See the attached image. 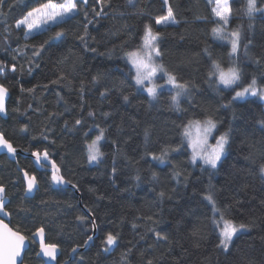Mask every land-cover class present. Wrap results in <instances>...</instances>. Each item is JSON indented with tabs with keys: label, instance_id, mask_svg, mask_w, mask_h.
<instances>
[{
	"label": "trees",
	"instance_id": "1",
	"mask_svg": "<svg viewBox=\"0 0 264 264\" xmlns=\"http://www.w3.org/2000/svg\"><path fill=\"white\" fill-rule=\"evenodd\" d=\"M41 2L44 0L0 3V12L11 25L10 36L0 26V63L7 65L0 84L9 90L0 133L21 153L47 150L61 176L76 185L78 195L70 189H53L46 167L36 171L29 158L17 156L13 163L0 156V184L9 199L5 208L9 226L29 242L23 264H42L31 240L40 228L46 243L58 245L60 261L73 248H81L90 235V219L81 208L95 220L97 236L68 264H146V259L153 258L155 264H264V178L258 171L264 163V100H233L235 91L242 90L253 76L258 86L264 87V13L249 17L244 11L247 0H228L232 13L225 35L233 30L241 33L238 53L230 58L231 45L212 34L217 18L208 0H169V5L161 0H134L135 8L128 6L127 0H110L104 15L95 17L93 5L97 11L101 6L89 0L88 19L93 22L87 25V41L89 49H96L92 52L86 51L79 39L85 31L84 11L25 40L24 30L16 29L15 21ZM168 6L178 23L156 25L155 18L166 15ZM258 6L264 8L259 2ZM137 9L145 14L134 15ZM145 23L161 33L162 56L157 62L181 82L193 85L191 94L181 98L180 111L171 104L172 92L161 89L157 98L150 100L129 75L121 45L127 41V49L139 44ZM58 31L64 32L60 39L55 38ZM41 45L42 55L33 56L34 48ZM212 60L225 69L233 62L238 64L242 69L239 86L225 89L214 78L209 83ZM98 74L99 80L93 83ZM58 75L65 79L52 84ZM90 111L93 116H88ZM207 117L217 121L214 135L229 133V146L216 170L192 164L186 144L171 151L180 145L182 125ZM76 119L82 120L81 125H75ZM101 128L105 129L99 144L103 157L91 164L86 143L91 133ZM165 150L168 156L164 162L152 159ZM16 166L36 177L38 189L32 198L23 196ZM174 170L180 171L179 178H174ZM209 187L229 218L251 224L234 237L230 254L216 247L218 231L211 223V206L203 199ZM161 192L165 193L163 199ZM77 216H84V221ZM153 228L169 240L158 241L150 231ZM195 229L202 237L198 246L191 235ZM108 232L118 234V240L111 252L105 253L103 240ZM129 249L131 254L123 258Z\"/></svg>",
	"mask_w": 264,
	"mask_h": 264
},
{
	"label": "snow or ice",
	"instance_id": "2",
	"mask_svg": "<svg viewBox=\"0 0 264 264\" xmlns=\"http://www.w3.org/2000/svg\"><path fill=\"white\" fill-rule=\"evenodd\" d=\"M3 0H0L2 3ZM209 4L212 5L211 11L214 17L217 18V24L211 29L214 38L219 40H226L230 45L231 49L229 52V57L235 56L238 53L240 47L241 33L238 30H233L228 32L225 35L227 25L232 13V9L229 6L228 0H208ZM259 4H264V0H247L246 9H244L245 14L251 17L254 13L261 12L264 13V8L259 7ZM82 3L83 7H78ZM89 0H44L41 2L38 7L32 8L19 20L15 21V28L20 29L22 26L25 29V40L28 39L29 35L33 32L42 33L45 30H49L50 26H59L61 23L67 22L69 19L74 18L80 11H84L85 14V31L84 34L79 37V39L84 43L86 51L95 52V48L89 49L87 41V25L91 24L93 21L88 19V9L87 5ZM95 4H99L100 10L97 11L95 5H93L91 11L95 16L104 15V8L110 6V0H95ZM165 5H169V0H164ZM127 5L135 8L134 0H127ZM13 7L15 5H12ZM134 15L143 16L144 10L137 9ZM156 25H168L178 23L174 10L171 6L167 7V14L157 16L155 18ZM0 26L3 27L4 32L11 35V25L8 23V20L5 18V14L0 12ZM122 29H127V25H123ZM113 35L117 33H112ZM64 36L63 31H58L55 33V38L60 39ZM161 33L159 30H154L150 23H145L143 27V34L140 36V43L137 44L134 48H127L126 44L121 45V49L124 51V58L127 61V64L130 65L129 75L134 81L135 86L140 89L142 88L145 91L149 98H157V85L154 83V78L158 73H163L167 77L166 83L174 89V93L171 95V104L176 108L177 111H180V102L181 98L184 96L190 95L191 83L189 81L181 82L177 76L169 72L162 63L157 62L158 57L162 56V52L159 45V40ZM7 43V40L5 41ZM27 46V45H25ZM247 53V45L244 46ZM207 49L205 52L207 53ZM43 52V45L34 48L33 56H41ZM15 58V57H14ZM260 61H257L259 63ZM7 65L0 63V76L4 75L6 72ZM11 71H16V66L12 65ZM31 71V69H29ZM134 72V75L132 73ZM208 82L211 83L213 78L217 85H223L225 89L232 88L234 85L239 86V83L242 78V69L241 67L233 62L227 69L221 67V64L217 60L211 61V67L208 71ZM99 74L94 76L93 83L99 80ZM65 79V75H58L57 78L51 81L52 84H58ZM147 82V84H146ZM121 84L124 81L120 82ZM47 87V85H45ZM8 88L4 84H0V113L6 112L5 107V98L8 95ZM25 91V89H21ZM29 93H32L34 89H27ZM108 90L102 92L100 95L103 97L107 94ZM83 93V85L81 86V94ZM59 97V94H57ZM247 95L256 97L258 96L261 100H264V87L258 86L257 79L255 76L251 79L242 90L235 91V96L233 100L243 99ZM123 99L125 102L128 101V97L124 96ZM227 105H225L226 107ZM31 107V105L29 106ZM52 115H55L53 113ZM93 112H88V116H93ZM105 116L108 113L104 114ZM82 120L76 119L75 125H81ZM261 125L264 126V118L261 120ZM67 126V122H66ZM181 142L176 148H172L171 151H178L180 148L187 144V148L191 150V162L196 164L197 161H200L203 165L216 170L218 165L222 161V158L225 156L227 148L229 146V133L224 132L219 135H214L217 131V121L212 117H207L206 119H190L186 124L181 126ZM27 128H23L22 131H26ZM105 129L101 128L99 130V135H97L90 143L86 144L87 148V159L89 163L98 161L103 157V153L100 151V141L104 139ZM148 133L146 131L145 138L147 139ZM212 138L215 140V143H209V139ZM0 147L7 148L8 153L14 154L16 149L8 142L3 133H0ZM32 155L36 157L37 163L41 162V153L33 152ZM43 159L48 160V152L45 150L43 153ZM168 156V151H162L160 156L153 155V160H158L164 162L165 158ZM174 165V169H175ZM53 174L52 181L54 184H64L66 181L60 175H58L60 169L56 166L55 163L52 164ZM116 169L113 168V173L115 174ZM259 175L261 178H264V163H261L259 166ZM181 175L180 171L174 170V178H179ZM25 180L27 181L26 193H31L36 186V177L29 176V174L24 172ZM153 178H156L155 173H153ZM139 179V177H136ZM74 188L75 184L72 185ZM5 192L6 189L4 185L0 184V213L7 216L8 212L5 211ZM160 198L165 197V193L161 192ZM203 199L208 202L211 206V223L214 226V229L218 231V244L216 247L220 249L224 254H230L231 245L234 243V237L237 236L242 230H248L251 227V224H245L243 222L236 223L227 214L225 208H221L216 201L214 190L209 187L205 192ZM91 212V210H89ZM84 216H77V220L84 221ZM149 220L152 217H148ZM156 223V221H153ZM92 229L95 230L97 225L95 220H91ZM137 225L134 223L133 228H136ZM153 231L156 239L158 241H168L169 238L166 234L156 231L154 228L150 229ZM35 235L39 236L40 250L37 253V256L47 257L49 260L56 259V253L58 245L50 244L45 242L44 238V229L40 228L37 230ZM196 239L194 243L196 246L199 245V239L202 238L199 229L193 230L191 233ZM25 235L21 234L19 231L13 230L9 227L8 224L0 220V264H22L21 251L24 248ZM93 239L92 236H88L85 240V244L88 241ZM118 234H113L108 232L103 240V251L105 253L111 252L114 246L117 244ZM151 247V245H150ZM73 252L76 251V248L72 249ZM131 254V249L128 252L123 254V258H127ZM17 258H20L18 261ZM142 260H145V254H141ZM146 264H155V260L146 259Z\"/></svg>",
	"mask_w": 264,
	"mask_h": 264
},
{
	"label": "water",
	"instance_id": "3",
	"mask_svg": "<svg viewBox=\"0 0 264 264\" xmlns=\"http://www.w3.org/2000/svg\"><path fill=\"white\" fill-rule=\"evenodd\" d=\"M7 98H8V95L5 98V106H6ZM0 118L1 119H4L5 118V113H0ZM0 156L6 157L7 160H9L10 162H13V163L16 162V157L17 156L29 158L32 161V164L35 167L36 171H40L42 168H45L46 167L48 173L50 174V184H51V187L53 189H55V190L56 189H59V188H61V189H70L72 192H74L76 195H78L76 188H74L65 179L64 180L66 181V183H64V184H54L53 183V181H52V174H53L52 164L54 162L52 160H50L49 158H48V160H44L42 153H41V162L40 163H37L36 157H34L32 154L21 153L17 149H16V152L14 154H10V153H8L7 148L0 147ZM16 169L20 172V176H21V179H22V182H23V187H24V194H23V196L25 198H32L34 196L35 192L38 189L37 182H36V186L33 189V191L31 193H26L27 181L25 180L24 172L21 171L18 166H16ZM58 175L61 176L60 171H59ZM8 201H9V199H8V197H6V193H5V203H6V206L8 204ZM78 205H80L79 202H78ZM81 209H82L83 213L90 219V235L89 236H92L93 239L91 241H88L87 244L84 243L81 248L75 247L76 248V251L75 252H73L71 250L69 252L66 260H64L61 264H68L72 260L74 254H76L78 252L85 251L90 246V244L92 243V241L97 236V227H96L95 230L92 229L91 220H93V219H92L91 215L84 208H81ZM5 211H6V209H5ZM0 220H2L4 223H6V224L9 225V215L5 216V215H3V213H0ZM36 233H37V231L31 236V240L36 244V246H37V253H38L39 250H40V242H39V236L38 235H35ZM44 238H45V234H44ZM28 247H29V242H28L27 239H25L24 248L21 251L22 264H23V256H24V253L26 252V250L28 249ZM59 256H60V250H59V248L57 249L56 259L55 260H49V258L42 257V256L38 257L37 254H36L37 259H39L42 262V264H57V259L59 258ZM17 259H18V261L20 260V258H17Z\"/></svg>",
	"mask_w": 264,
	"mask_h": 264
},
{
	"label": "rangeland",
	"instance_id": "4",
	"mask_svg": "<svg viewBox=\"0 0 264 264\" xmlns=\"http://www.w3.org/2000/svg\"><path fill=\"white\" fill-rule=\"evenodd\" d=\"M162 2H164V0H161ZM23 30H24V33H25V29L23 28V26L21 27ZM35 34H37V32H33V33H31L30 35H29V37L30 36H33V35H35ZM24 38H25V34H24ZM157 59V58H156ZM125 61H126V59H125ZM127 62V61H126ZM130 66V65H129ZM133 75H134V72H133ZM166 79H167V77L166 76H164V74L163 73H158L157 74V76L154 78V83L157 85V93H158V91L159 90H161V89H166V90H168L169 92H172V94L174 93V89H172L171 88V86L170 85H168L167 83H166ZM146 84H147V82H146ZM219 87H222V88H224V86L223 85H219ZM138 89V88H137ZM139 91H141L142 93H144L147 97H148V95H147V93L145 92V91H143V89L142 88H140V89H138ZM149 98V97H148ZM245 98H259L258 96H256V97H253V96H250V95H247ZM245 98H243V99H245ZM150 100H154V99H151V98H149ZM243 99H238V100H243ZM260 99V98H259ZM97 135H99V132H95V133H91V135H90V138L88 139V141H87V143H90L91 142V140H93ZM211 140H212V138H210L209 139V143H215V140L213 141V142H211ZM86 143V144H87ZM186 144V143H185ZM186 146H187V144H186ZM189 150V153H190V156H191V150L190 149H188ZM86 152H87V148H86ZM190 161H191V159H190ZM97 162V161H96ZM95 162H93V163H91V164H94ZM192 163V162H191ZM197 163H200L202 166H205V165H203L200 161H197ZM207 167V166H206ZM209 168V167H208ZM243 231V230H242ZM241 231V232H242ZM240 232V233H241Z\"/></svg>",
	"mask_w": 264,
	"mask_h": 264
},
{
	"label": "flooded vegetation",
	"instance_id": "5",
	"mask_svg": "<svg viewBox=\"0 0 264 264\" xmlns=\"http://www.w3.org/2000/svg\"><path fill=\"white\" fill-rule=\"evenodd\" d=\"M46 241V240H45ZM64 260H66L65 258L62 259L61 261L59 260V258L57 259V264H61Z\"/></svg>",
	"mask_w": 264,
	"mask_h": 264
}]
</instances>
